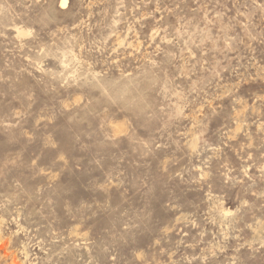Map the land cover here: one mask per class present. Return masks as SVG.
<instances>
[{"label": "rangeland", "instance_id": "1", "mask_svg": "<svg viewBox=\"0 0 264 264\" xmlns=\"http://www.w3.org/2000/svg\"><path fill=\"white\" fill-rule=\"evenodd\" d=\"M0 264H264V0H0Z\"/></svg>", "mask_w": 264, "mask_h": 264}, {"label": "bare ground", "instance_id": "2", "mask_svg": "<svg viewBox=\"0 0 264 264\" xmlns=\"http://www.w3.org/2000/svg\"><path fill=\"white\" fill-rule=\"evenodd\" d=\"M61 5H62V6H65V1H62V2H61Z\"/></svg>", "mask_w": 264, "mask_h": 264}]
</instances>
